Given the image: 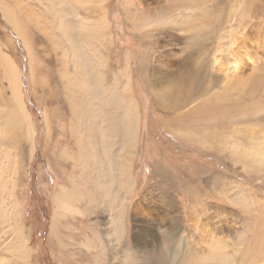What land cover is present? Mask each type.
<instances>
[{"label": "rangeland", "instance_id": "rangeland-1", "mask_svg": "<svg viewBox=\"0 0 264 264\" xmlns=\"http://www.w3.org/2000/svg\"><path fill=\"white\" fill-rule=\"evenodd\" d=\"M74 17L104 38L77 28L73 48ZM92 81L124 142L139 114L128 153L103 131L106 167L71 111ZM109 218L132 264L264 261V0H0V264H120Z\"/></svg>", "mask_w": 264, "mask_h": 264}, {"label": "bare ground", "instance_id": "bare-ground-1", "mask_svg": "<svg viewBox=\"0 0 264 264\" xmlns=\"http://www.w3.org/2000/svg\"><path fill=\"white\" fill-rule=\"evenodd\" d=\"M68 13V12H67ZM74 19H79V18H75L74 17ZM94 20V17H93V19H92V21ZM72 21V22H71ZM91 20H82V18L81 19H79V21H78V23H75L73 20H71V19H69V20H67V21H65V24H67L68 22L69 23H71V24H73V26H75L74 27V33H71V34H68V33H65L64 32V34H66V36H70V40H71V42H72V46H73V48H75V47H77V46H79V44H78V41H77V36H76V30H77V28H78V30L80 29V34H82V33H84V34H86V35H90V36H93V38H97L98 36H101L102 38H104V36H105V34H106V29L108 28V26H107V28L106 27H103L104 28V30L103 31H100L98 28H100V24H99V21H97L96 23H93ZM101 22V21H100ZM79 25H80V27H79ZM207 24H205L204 26H202L201 27V25H200V27H199V30H198V32H197V34L195 35V36H193L191 39H192V41L190 42V44H191V48H196V47H198V48H200V47H203L204 45H205V38H206V32H207V30H209V28L208 27H206V29H204L205 28V26H206ZM78 26V27H77ZM103 26V25H102ZM66 27H68L67 25H66ZM71 28V27H70ZM97 28V29H96ZM102 28V29H103ZM190 28V27H189ZM77 30V31H78ZM186 30V29H185ZM193 30V29H192ZM79 34V33H78ZM79 34V35H80ZM85 35V36H86ZM65 36V35H64ZM88 37V36H87ZM69 38V37H68ZM66 39V38H65ZM194 39V40H193ZM75 43V44H74ZM108 44V43H107ZM107 44H106V47H107ZM71 50V49H70ZM80 55V54H79ZM101 55V54H100ZM80 57H81V55H80ZM84 59V58H83ZM73 61V60H72ZM81 63H82V61H81ZM106 63V62H105ZM86 65V64H85ZM85 68V67H84ZM87 68V67H86ZM63 71V70H62ZM153 71L154 70H152V73L151 74H153ZM198 72H200V71H196V74H199ZM201 74L203 75V72H201ZM214 74H216V75H214ZM254 75V74H253ZM253 75H252V78H253ZM258 75V74H257ZM211 76L213 77V78H216V76H219L220 78L221 77H224V78H228V73L227 72H225L224 71V67H223V65H221V64H218V66H217V70L216 71H214L213 73L211 72ZM16 77V76H15ZM127 77V76H126ZM162 77H164L166 80H167V76H162ZM162 77H161V79H162ZM167 77V78H166ZM258 77H261V75L259 74L258 75ZM258 77H256V79L258 78ZM94 78V77H93ZM255 78V77H254ZM253 78V79H254ZM13 79V78H12ZM96 79V78H95ZM249 79H251V78H249ZM260 79V78H259ZM259 79H257V80H259ZM159 80H160V78H159ZM255 80V79H254ZM96 81V80H95ZM256 81V80H255ZM260 81H261V79H260ZM83 82V81H82ZM82 82H81V86H82ZM160 82V81H159ZM251 82H253V81H251ZM93 81L91 82V84H90V86H88V87H86V86H83V93L85 94V97H86V99H87V101H86V105H85V109H83V108H81V109H83V110H81L79 107H78V103H76V102H73V106H72V108H71V111H72V114L73 115H82V120L83 121H87L84 125L86 126L85 128L86 129H91V133H92V135H89L88 134V137L89 136H91L90 138H91V142H92V145H93V148L95 149V151H96V153H97V161H98V163L100 164V167L102 166L101 165V163L103 162L104 163V160H105V167H106V164L108 163L107 161L108 160H106V151H109V153H111L112 151H113V149L109 146L110 144H109V139H106V138H104L105 136H104V132L103 131H108L109 129L111 130H113L112 132L115 134L116 133V130L114 129V126H112V125H108V124H106L104 121H106V119H105V117H103V119L101 118V115H100V112H98V110H97V112H96V110H95V108H94V103H93V100L95 99V95H96V93L98 92V89H100V88H97V90H95V87H94V85H93ZM167 83V82H166ZM103 84V83H102ZM102 84H101V86H102ZM157 84H158V82H157ZM157 84L155 83V85L157 86ZM253 84H255V82H253ZM256 84H257V82H256ZM106 88V87H105ZM104 89V88H103ZM74 93V92H73ZM98 98V97H97ZM68 99H70L69 100V103H72V102H70V101H72V98H70V96H69V98ZM16 100H17V96H16ZM97 100H99V99H97ZM19 105H20V102H19V98H18V102H17ZM135 105H136V103H135V101H134V99L132 100V101H130V103H129V105H128V107L126 108V110H127V113H126V117H128V119H129V122H130V125L125 129V135H124V137H125V142H124V140H122L123 139V131H122V129L123 128H121V126H118L117 127V133L116 134H118L117 136H118V141H117V144L116 145H119V143H120V145H121V143H124V146H122L123 147V150L124 149H126V152L128 153V152H130L131 150H132V148H135L136 149V147H137V138H138V122H139V114H138V110L135 108ZM71 107V106H70ZM19 109L20 110H22V112H20V113H17L16 111H15V113H17L20 117H23L24 115H25V113H24V111H23V109H21V107H19ZM80 110V111H79ZM19 111V110H18ZM86 113H85V112ZM130 115V116H127V115ZM100 116V117H99ZM88 118L90 119V122H91V124H90V122H89V120H88ZM132 119V120H131ZM104 120V121H103ZM76 126V125H75ZM105 140H107V141H105ZM105 141V142H104ZM122 149V148H121ZM66 154H68V153H66ZM115 154V153H114ZM100 157H102V159H100ZM132 163H126L125 165L124 164H122V168H125V172L124 173H122V176L121 177H123L124 178V180H123V178H122V180H120V184H122V185H129L130 184V177H129V170L131 169V167H132ZM102 171V170H101ZM105 171V170H104ZM106 171L108 172V169H106ZM14 172H15V170H14ZM118 178V177H117ZM5 183V182H4ZM103 184H104V182H103ZM105 187V186H104ZM131 188V187H130ZM165 188V187H164ZM128 190H129V188H128ZM158 190V189H157ZM167 190V189H166ZM188 191V190H187ZM103 192H104V189H103ZM188 193V192H187ZM113 200V199H112ZM112 206V205H111ZM111 208H113V207H111ZM113 211V210H112ZM122 211V210H121ZM102 213H104V212H102ZM112 213V212H111ZM118 213V212H117ZM219 213L220 214H223V215H227V214H225L223 211H219ZM115 215V214H114ZM113 216V215H112ZM118 217H119V214H118ZM109 221H110V224L108 225L107 224V227H105V231H104V235L102 234L101 236H102V238H104L105 239V241L107 242V243H113V245H114V247H115V249H117V250H120V252L122 253V257H120V256H118L117 254L114 256V258H121L122 260H121V262H119L120 264H132V263H130V260H131V258L130 257H127V254H128V252L126 253V251H127V249L125 250L124 248H123V244L122 245H118V241L120 242V234H121V232H120V230H118L117 229V227H116V225H115V223L113 222V219H111V218H109ZM121 221V220H120ZM120 221H118V222H120ZM206 229V228H205ZM104 230V229H103ZM101 233V232H100ZM204 233H205V231H204ZM207 234V233H206ZM200 236H203V235H200ZM205 236V235H204ZM206 237H208L207 235H206ZM101 238V239H102ZM202 242V241H201ZM98 245V244H97ZM220 246V245H219ZM219 246H216L215 248H216V250H214L213 251V253L211 254L210 253V255L209 256H207V257H210V256H212V258L213 259H216L215 257L218 255V254H220V253H222V248H219ZM253 246V245H252ZM145 247H147V246H144V248ZM247 249H249V247L247 248ZM172 251H170V249H168L167 251H166V255H168L169 256V254L171 253ZM250 252V251H249ZM254 252V251H253ZM206 253H207V251H206ZM142 254V253H141ZM204 254H205V252H204ZM246 254V253H245ZM250 254V253H249ZM130 255V254H129ZM175 255L176 256H178V252L175 250L174 251V258H175ZM168 256L166 257V256H163V258L161 259H159V260H155V261H153L152 262V264H165V261L167 260V258H168ZM203 256H205V255H203ZM214 256V257H213ZM220 256H223V254L222 255H220ZM256 256V255H255ZM190 257V256H189ZM217 257H219V256H217ZM229 256H227L225 259L224 258H221V257H219V258H221L222 259V261L224 262V264H230V262L229 261H231L232 260V258H231V260H229V258H228ZM262 257V256H261ZM113 258V259H114ZM178 258H180V260H181V258H182V260H184L185 259V257L183 256V255H181L180 257H178ZM228 258V259H227ZM143 259V258H142ZM255 259V258H254ZM171 260H172V258H168V260H167V262H171ZM186 260V259H185ZM212 260V259H211ZM235 261V260H234ZM144 262V263H143ZM143 262H141V261H139V260H136L135 259V262L133 263V264H146L145 263V261L143 260ZM186 262H188L187 260H186ZM243 262V261H242ZM247 262V261H246ZM251 262V263H250ZM248 264V263H247ZM249 264H264V261L263 260H259V258L258 259H255V260H253V261H249Z\"/></svg>", "mask_w": 264, "mask_h": 264}, {"label": "crops", "instance_id": "crops-1", "mask_svg": "<svg viewBox=\"0 0 264 264\" xmlns=\"http://www.w3.org/2000/svg\"><path fill=\"white\" fill-rule=\"evenodd\" d=\"M123 140V139H122ZM119 146H124V143H121V145H120V143H119V145H117L116 146V148L117 147H119ZM111 158V159H110ZM114 156H113V154L109 157V161H110V167H114L115 165H117L116 167L117 168H119V170H120V168H121V165H120V163H115V162H113L114 160ZM114 173H116V172H114Z\"/></svg>", "mask_w": 264, "mask_h": 264}]
</instances>
